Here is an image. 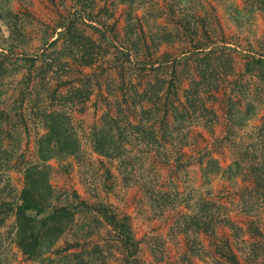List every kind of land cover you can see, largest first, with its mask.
Wrapping results in <instances>:
<instances>
[{"label": "rangeland", "instance_id": "obj_1", "mask_svg": "<svg viewBox=\"0 0 264 264\" xmlns=\"http://www.w3.org/2000/svg\"><path fill=\"white\" fill-rule=\"evenodd\" d=\"M115 1L81 0L86 12L100 11L109 25L108 30L113 28L121 37L127 12L131 8L128 4L117 2L116 5ZM74 2L0 0V50L1 42L10 35L9 23L12 20L7 18L8 11L19 15V25H23L26 35L19 39L25 42L12 55L14 59L37 53L44 31H51L59 20L73 13ZM145 9L152 14L150 16L146 13L147 17L158 14L155 19L148 21L149 24L166 26L168 33L182 21L187 26L184 38L189 42H162L157 52L151 43V50H141V58L149 61L143 75H139L141 70L136 71L138 74L134 83L143 94L142 104L147 108V113L143 112V116L149 117L145 122L147 127H141L146 130L133 134L127 143L128 162H110L99 156L93 150L90 136L100 113L109 106L113 107L116 96L120 100L124 96L132 104L140 102L142 96L137 95L130 84H116L114 91L117 94L113 96L97 87L84 112L79 111V108L72 113L81 137V150L76 156H67L61 161L71 164L69 172L59 167L60 160L51 161L56 168L51 174L52 183L60 190L77 191L89 202L104 200L113 204L119 212L129 214L134 234L140 241V264H230L228 258L232 252L241 264H264V201L255 192V188H250L247 173L237 177H232L229 172L225 174L228 166L235 161L244 164V160L253 157L262 160L264 168V99L261 89L257 91L254 82L249 81L250 77L245 72L248 55H264V10L254 8L252 0H144L143 5L134 13L141 14ZM174 12H177L176 15ZM181 12L183 16L178 18ZM137 26L139 32H144L142 35L150 38L146 21L141 20ZM206 35L210 36L209 39ZM191 38L195 39L194 43L199 38L212 39V47L216 50L207 55L212 48L209 47L188 57L189 52L183 50L195 47ZM166 52L180 56L185 54L181 58L184 64L178 73L181 76V87L177 98L184 99L183 90L189 85L190 75L198 73L210 86L201 97L208 109L214 111V114H206L207 119H188L178 137L174 133L167 138L161 134L158 123L153 120L156 107L148 102V93H145V88L149 87V78L161 80L165 77L163 73L171 70L163 69V66L159 69L158 58H162ZM131 58L136 67L142 66L141 59L137 60L136 55L132 54ZM187 63L188 68L185 65ZM94 70L100 72L95 67L86 68L87 72ZM112 73L116 79L119 78L118 71L113 69ZM63 74L66 72L59 69V76ZM20 77L21 73H18L5 78L7 94L12 92L14 82ZM252 80L262 82L257 77ZM53 84L58 85L59 79L54 78ZM248 103L256 106L254 116L244 125L235 126L229 120V113L232 112L236 117L239 109L245 110ZM33 104L34 101L28 105L29 112ZM128 114L134 120L139 119L141 107L137 106L132 115ZM173 121H169L173 123L172 126L175 125ZM27 123L29 131L21 132L22 150L28 159H35L37 138L44 130L31 117H27ZM150 131L157 134L158 140L152 138ZM204 152H210L216 157L223 169L210 183L204 182L201 167L196 161V156ZM177 154L182 156L179 166L173 163ZM106 168H110L115 176L114 188L108 185L104 187V184L112 181L105 175ZM1 173L2 184L10 177L11 183L21 188L19 172ZM260 189L264 191V188ZM212 215L218 221L216 233L210 232ZM11 222L2 229L5 234L4 264H39L37 261L26 260L12 242ZM97 236H94L96 242L105 239L104 236ZM69 239L71 237L68 235L58 246L67 245ZM106 254L107 250L104 249L103 255ZM43 264L56 263L49 261ZM108 264H115V261Z\"/></svg>", "mask_w": 264, "mask_h": 264}, {"label": "trees", "instance_id": "obj_2", "mask_svg": "<svg viewBox=\"0 0 264 264\" xmlns=\"http://www.w3.org/2000/svg\"><path fill=\"white\" fill-rule=\"evenodd\" d=\"M117 2L128 4L131 8L127 12V21L121 37L113 28L108 30L109 25L100 11L86 12L81 0H75L74 12L59 20L51 31H44L37 53L17 56L14 59L11 58L12 55L14 56L16 49L25 42L19 41L23 35V38L26 36L25 28L19 25L18 14L7 12V18L11 19L12 23H9L10 35L1 42L0 50V171L1 174L19 172L22 186H14L10 177L4 184L0 180V264H4L5 254V234L2 229L9 221H12L13 226L12 242L26 260L37 261L39 264L49 261L56 264H108L112 260L115 264H140V241L134 234L129 214L119 212L113 204L104 200L89 202L75 190H60L51 180L52 171L56 169L51 161L60 160L59 167L69 172L71 164L61 161L67 156H76L81 150V137L72 113L79 108V111L84 112L97 87L113 96L117 94L114 91L116 84H130L133 91L142 96L134 79L138 74L137 70H141L139 75H143L149 60L141 58V50H151L154 47L157 52L162 42L189 43L184 38V29L187 26L182 21L168 33L166 26L149 24L148 21L155 19L158 14L147 17L146 9L141 14L134 13L143 5L144 0ZM252 5L256 9L264 10V0H252ZM152 8L151 6V10ZM176 13L174 12V15ZM147 14L152 16L151 12ZM181 15L182 12L178 18L183 16ZM141 20L148 23L150 38L142 35L144 32L138 31L137 23ZM209 37L207 36V39ZM211 40L199 38L198 42L194 43L195 39L191 38L195 47L183 51L189 52L188 57H191L190 54L212 47ZM151 43L154 44L152 47ZM214 50L216 49L212 47L207 55ZM132 54L136 55L137 60L141 59L142 66L136 67L135 63L133 64ZM182 55L185 54L180 56L166 52L161 59L158 58L159 69L163 66V69L171 70L164 72L165 77L161 80L149 78V87L145 88L148 102L156 107L153 120L158 123V130H161V134L166 138L174 133L175 137H178L188 119H207V113L214 114L201 97L207 93L210 86L198 73L190 75L189 85L183 90L184 99L177 98L181 87V76L178 73L184 64ZM246 61L245 72L250 77L249 81L254 82L253 86L257 87V91L261 89L264 99V55H248ZM185 65L186 68L189 67L188 63ZM93 67L100 72L86 71V68ZM59 69L66 74L59 76ZM113 69L118 71V79L113 76ZM18 73H21V77L14 82L12 92L7 94L4 88L5 78ZM253 77L262 82L253 81ZM54 78L59 79L56 86L53 84ZM120 98L122 100L116 96L113 107L109 106L100 113L98 121L92 127L90 138L93 150L99 156L110 162L117 160L124 164L129 159L127 143L131 141L133 134L146 130L145 122L149 117L143 116V112L147 113L146 106L142 104L143 96L140 102L134 104L124 96ZM33 101L29 112L27 107ZM137 106L141 107V116L134 120L128 113L132 115ZM255 107L248 103L245 110L239 109L236 117L232 112L229 113V120L235 126H242L254 116ZM27 117H31L36 124H41L44 130L37 138L35 159H28L22 150L21 132L29 131ZM170 119L174 120L175 125L169 123ZM206 124L209 125L208 122ZM142 126L145 128H141ZM151 135L158 140L155 132L152 131ZM196 157L205 183L212 182L223 171L218 159L210 152L200 153ZM181 161L182 156L178 154L173 158L174 165L178 163L179 166ZM124 166L127 169L126 164ZM263 169L262 160L253 157L244 160V164L235 161L228 166L225 174L229 172L232 177H237L247 173L250 188H255V192L259 193L260 199L264 201V191L260 189L264 188ZM105 172L107 179L112 181L104 184V187L108 185L107 187L114 188L115 176L112 170L106 168ZM212 218L210 232L216 233L218 221L216 216L212 215ZM96 234L99 237L104 236L105 239L96 242ZM68 235L71 239L67 240V245L58 246ZM104 249L107 250L106 255H103ZM228 259L230 264H241L233 252Z\"/></svg>", "mask_w": 264, "mask_h": 264}]
</instances>
